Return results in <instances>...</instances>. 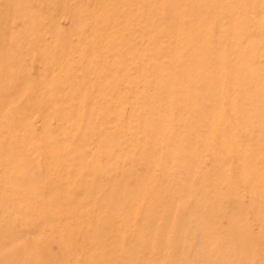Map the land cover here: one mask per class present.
I'll use <instances>...</instances> for the list:
<instances>
[{
  "label": "rangeland",
  "instance_id": "1",
  "mask_svg": "<svg viewBox=\"0 0 264 264\" xmlns=\"http://www.w3.org/2000/svg\"><path fill=\"white\" fill-rule=\"evenodd\" d=\"M0 264H264V0H0Z\"/></svg>",
  "mask_w": 264,
  "mask_h": 264
}]
</instances>
